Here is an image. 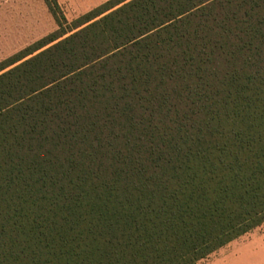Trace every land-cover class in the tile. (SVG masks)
Here are the masks:
<instances>
[{"label":"trees","instance_id":"trees-1","mask_svg":"<svg viewBox=\"0 0 264 264\" xmlns=\"http://www.w3.org/2000/svg\"><path fill=\"white\" fill-rule=\"evenodd\" d=\"M0 62V264H199L264 224V0H109Z\"/></svg>","mask_w":264,"mask_h":264},{"label":"rangeland","instance_id":"rangeland-1","mask_svg":"<svg viewBox=\"0 0 264 264\" xmlns=\"http://www.w3.org/2000/svg\"><path fill=\"white\" fill-rule=\"evenodd\" d=\"M109 0H56L67 24ZM57 30L43 0H0V62ZM245 240H264V224ZM208 259L199 264H206Z\"/></svg>","mask_w":264,"mask_h":264},{"label":"crops","instance_id":"crops-1","mask_svg":"<svg viewBox=\"0 0 264 264\" xmlns=\"http://www.w3.org/2000/svg\"><path fill=\"white\" fill-rule=\"evenodd\" d=\"M255 230L210 255L206 264H264V240L243 241Z\"/></svg>","mask_w":264,"mask_h":264}]
</instances>
